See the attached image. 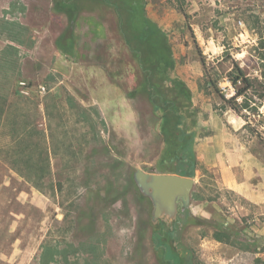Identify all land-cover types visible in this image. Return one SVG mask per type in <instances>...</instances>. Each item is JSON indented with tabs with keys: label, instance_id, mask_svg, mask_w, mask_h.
<instances>
[{
	"label": "rangeland",
	"instance_id": "obj_1",
	"mask_svg": "<svg viewBox=\"0 0 264 264\" xmlns=\"http://www.w3.org/2000/svg\"><path fill=\"white\" fill-rule=\"evenodd\" d=\"M121 5L0 0L8 107L35 118L50 160L42 190L0 161V264H39L47 244L60 264H264V0H145L170 45L152 66ZM202 59L226 98L244 70L247 107L221 100ZM189 142V206L153 221L134 170L173 169Z\"/></svg>",
	"mask_w": 264,
	"mask_h": 264
},
{
	"label": "trees",
	"instance_id": "obj_2",
	"mask_svg": "<svg viewBox=\"0 0 264 264\" xmlns=\"http://www.w3.org/2000/svg\"><path fill=\"white\" fill-rule=\"evenodd\" d=\"M121 3V6H116V11L123 31H125L124 27L128 26L134 37L139 38L145 44L142 52L137 53L139 63L152 66L166 60L170 54V45L164 31L146 14L145 0H121ZM56 6L61 10L69 7L60 2H57ZM56 44L64 52L72 51L73 38L71 33L65 30L57 38ZM201 62L205 69L207 83L215 92L219 93L224 103L231 102L232 99L233 103L229 106L237 112L248 106L246 93L253 85L251 79L238 64L234 63V68L227 77L236 93L232 98H226L220 92L217 80L208 74L206 61L202 59ZM9 77L5 73L0 76L2 79L0 82V161L2 165L15 171L27 182L42 190L41 184L45 182L50 173L47 148L43 143L40 131L35 126V118L33 120H23V115L18 109L14 108V112H12L8 107L7 94L9 90L7 84L10 83ZM11 94H16V91H12ZM239 97H242L241 102L237 101ZM262 101H264V98H262ZM161 131L165 136L170 132L165 126H162ZM190 146L189 142L182 148L180 154L176 155L178 160L175 162L173 169L167 170L156 167L152 171L174 172L192 176L193 153ZM224 234L216 230L215 238L222 240ZM57 254H60L64 261L68 262L67 250L60 252L55 246L43 245L39 256V264H60L56 257Z\"/></svg>",
	"mask_w": 264,
	"mask_h": 264
},
{
	"label": "water",
	"instance_id": "obj_3",
	"mask_svg": "<svg viewBox=\"0 0 264 264\" xmlns=\"http://www.w3.org/2000/svg\"><path fill=\"white\" fill-rule=\"evenodd\" d=\"M134 181L140 190L150 198L152 220L160 217L174 218L180 209L189 206L194 186V176L174 172H151L136 167Z\"/></svg>",
	"mask_w": 264,
	"mask_h": 264
},
{
	"label": "built area",
	"instance_id": "obj_4",
	"mask_svg": "<svg viewBox=\"0 0 264 264\" xmlns=\"http://www.w3.org/2000/svg\"><path fill=\"white\" fill-rule=\"evenodd\" d=\"M21 84H23V83H21Z\"/></svg>",
	"mask_w": 264,
	"mask_h": 264
}]
</instances>
